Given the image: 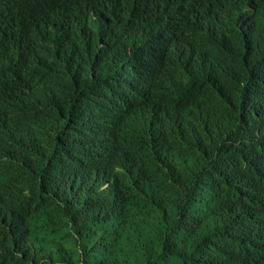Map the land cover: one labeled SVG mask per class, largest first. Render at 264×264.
<instances>
[{
  "label": "trees",
  "instance_id": "16d2710c",
  "mask_svg": "<svg viewBox=\"0 0 264 264\" xmlns=\"http://www.w3.org/2000/svg\"><path fill=\"white\" fill-rule=\"evenodd\" d=\"M0 264H264V0H0Z\"/></svg>",
  "mask_w": 264,
  "mask_h": 264
},
{
  "label": "clouds",
  "instance_id": "9594fccd",
  "mask_svg": "<svg viewBox=\"0 0 264 264\" xmlns=\"http://www.w3.org/2000/svg\"><path fill=\"white\" fill-rule=\"evenodd\" d=\"M149 77L148 72L139 74L140 81L147 80ZM195 120V114L191 112L174 113L165 122H151L153 127L158 131L166 134L176 141L190 140L197 137L191 131V126ZM200 152V153H199ZM202 147L198 144L197 148H188L182 152V161L188 162L195 170L197 162L202 157ZM164 171V170H163Z\"/></svg>",
  "mask_w": 264,
  "mask_h": 264
},
{
  "label": "bare ground",
  "instance_id": "6f19581e",
  "mask_svg": "<svg viewBox=\"0 0 264 264\" xmlns=\"http://www.w3.org/2000/svg\"><path fill=\"white\" fill-rule=\"evenodd\" d=\"M152 39V38H151ZM199 38H197V40H198ZM203 40V39H202ZM194 41H196V39H194ZM198 41H200V40H198ZM169 74V73H168ZM175 74V73H174ZM170 97V96H169ZM208 100V99H207ZM117 126H119V125H117ZM21 232V231H20ZM21 234V233H20Z\"/></svg>",
  "mask_w": 264,
  "mask_h": 264
}]
</instances>
